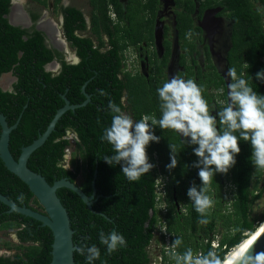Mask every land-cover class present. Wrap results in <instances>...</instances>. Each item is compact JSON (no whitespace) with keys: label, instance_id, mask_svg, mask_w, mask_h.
Segmentation results:
<instances>
[{"label":"trees","instance_id":"16d2710c","mask_svg":"<svg viewBox=\"0 0 264 264\" xmlns=\"http://www.w3.org/2000/svg\"><path fill=\"white\" fill-rule=\"evenodd\" d=\"M35 1L48 4V0ZM60 2L56 0V5ZM11 4L12 0H0V80L5 74L12 73L17 81L12 90H4L0 85V111L11 126L19 121L10 140L14 157L18 159L22 149L47 130L58 110L66 104L64 95L72 105L82 104L86 100L83 93L86 85V92L91 96L87 105L69 110L61 117L48 140L28 162V166L42 174L51 185L68 178L78 183L89 196L96 188L94 211L75 191L58 190L71 219L76 246L85 240L88 244H97L101 248V258L96 264H152L157 232L165 223L172 235V244L177 237L183 239L179 248L171 249L168 254L163 251L165 264H175L174 255L182 254L188 247L194 253L206 254L215 250L225 257L257 231L264 221V212L260 219L253 218L251 212L261 196L259 184L264 169L256 170L252 164L249 142H239L241 152L235 166L227 174L217 173L212 180L210 195L215 204L209 211L210 223L207 225L198 223L200 215L187 196L193 183H201L198 169L192 167L197 157L192 147L185 146L173 130H162L157 126L155 134L161 139L147 148L150 162L155 167L139 181L129 182L120 166H109L103 160L104 156L114 154L112 146L100 139L103 129L112 120L110 110L105 111L109 100L120 105L134 120L144 115L160 117L156 90L168 81L166 70L173 52L169 26L164 27L165 53L161 58L155 48L161 0H127L126 5L121 0H90L93 9L91 35L85 34L88 23L84 12L75 7L65 9L64 31L71 46L77 49L81 59L78 64L67 63L57 49L49 47L43 32H30L12 25L7 18ZM175 5L182 51L179 56L182 71L178 75L203 86L210 111H219L226 106L231 81L217 71L208 50L206 66H201L198 61L197 40L203 35V27L197 26L194 19L198 9L200 17L208 10L218 9V16H227L233 21L228 68L235 67L238 73H244L254 90L264 94V83L255 80V73L264 68V0H175ZM189 32L192 33L190 38ZM129 48H142L148 58V75L126 71L124 53ZM56 59L61 62L62 69L59 73L48 71L46 66ZM221 88L223 93L219 91ZM100 89L108 95H100ZM218 127L223 129L219 123ZM1 132L0 125V135ZM70 132L78 138L74 143L69 138ZM169 144L176 145L178 159L172 170L167 168L171 162ZM74 145L77 148L74 155L79 154L80 158H72L67 167V149ZM58 162L60 167L56 166ZM161 184L167 192L166 214L157 201V189ZM0 192L20 206L44 210L29 186L10 172L1 158ZM175 192L185 205L183 213H178L173 203ZM9 210L0 201V230L17 229L21 244L16 246L19 252L14 256H0V264H51L52 230L36 219ZM219 225L224 231L216 249L213 241ZM112 229L124 235L127 246L108 255L99 244L98 234ZM75 263L86 264L85 258L76 251Z\"/></svg>","mask_w":264,"mask_h":264},{"label":"clouds","instance_id":"9594fccd","mask_svg":"<svg viewBox=\"0 0 264 264\" xmlns=\"http://www.w3.org/2000/svg\"><path fill=\"white\" fill-rule=\"evenodd\" d=\"M187 35L190 38L192 33ZM227 77L231 82L228 84L226 106L219 111H210L202 85L180 75L173 76L156 90L160 101L159 119L144 115L141 119L134 120L120 105L109 100L105 111L110 110L112 120L100 137L114 151L113 155L103 157L104 162L112 167L120 166L127 180L135 182L155 167L150 162L147 148L152 142L159 143L161 139L155 134L157 126L177 133L185 146L192 147V152L197 157L192 167L198 169L201 183H193L187 190V196L200 215L198 223L201 225L210 223L209 211L215 204L210 195L211 182L217 173L227 174L235 166L236 157L241 152L240 141L250 143L251 162L256 170L264 169V94L257 93L244 73H238L235 67L228 70ZM255 80L264 83V68L255 73ZM251 81L253 82L252 76ZM98 91L102 96L108 95L103 89ZM219 91L223 93L224 90L221 88ZM218 123L223 126L222 130ZM169 148L171 162L167 168L172 170L178 164L176 145L169 144ZM56 166L60 167L61 164L58 162ZM98 235L99 244L106 249L108 255L127 246L124 235L116 229L100 231ZM216 239L220 244L217 236ZM182 244L183 239L177 237L172 247L179 248ZM238 246L225 257L218 255L215 250H209L206 254L194 253L188 247L182 254L174 255L175 264H235L227 256ZM75 251L85 258L86 264H96L101 258V248L95 243L88 244L87 240L77 246ZM248 260L252 264H264V251L249 254Z\"/></svg>","mask_w":264,"mask_h":264},{"label":"water","instance_id":"95a60500","mask_svg":"<svg viewBox=\"0 0 264 264\" xmlns=\"http://www.w3.org/2000/svg\"><path fill=\"white\" fill-rule=\"evenodd\" d=\"M15 1L16 0H12L10 13L7 15V18L9 19L12 25L21 27L23 29H28L31 24V18L29 17L26 11L25 13L29 20V25L16 23L12 19ZM23 2L25 4L26 0H23ZM62 21L64 22L63 17ZM38 31H41L46 35L47 44L49 47H52L59 51H65L61 48H58L53 43V41H51V36L47 31L40 27H38ZM65 52L68 55L67 61L71 64H78L81 61L76 51H74V53L70 51ZM52 65H56V67L52 68ZM46 69L54 73H59L62 69V65L56 59L53 62L49 63L46 66ZM8 75L14 78L13 81L17 80V78L14 77L12 73L5 74L1 79L8 77ZM0 85L4 90L13 89V84L5 87L0 82ZM83 93L86 96V100L84 103L79 105H72L70 100H68L65 95L63 96L66 102L65 106L58 110L57 114L55 115L47 130L43 134H41L40 137L35 140L31 145L22 149V153L18 159H16L12 154V151L10 149V140L11 133L18 127L19 121L15 125L11 126L7 120V117L0 111V125L2 127V132L0 135V158L2 159L5 166L10 172L19 177L24 183L29 186L30 191L34 194L35 198L39 201L40 205L44 208V210H38L34 207L27 205L20 206L16 202L11 201L1 192L0 201L10 208V213L17 212L26 217L36 219L40 221L43 226L49 227L52 230L54 236V243L52 251L53 259L51 264H76L75 249L77 246L74 242L75 232L72 228L71 219L68 214V211L63 205L58 195V190L61 188H69L75 191L87 203L91 210H93V204L97 195V190L94 184V193L92 196H89L82 190L78 183L72 182L68 178L57 180L54 184L51 185L42 174L33 171L28 166V162L32 154L45 144L52 132L55 130L57 123L67 111L75 110L78 107L85 106L91 101V96L86 92V85L83 87ZM262 251H264V237L259 239L257 243L248 250L241 264H252V262L248 260V255H255L256 253ZM0 254H2L1 251ZM7 254L10 253L7 252Z\"/></svg>","mask_w":264,"mask_h":264},{"label":"rangeland","instance_id":"374dc122","mask_svg":"<svg viewBox=\"0 0 264 264\" xmlns=\"http://www.w3.org/2000/svg\"><path fill=\"white\" fill-rule=\"evenodd\" d=\"M124 5L127 4V0H121ZM54 0H49V3H53ZM71 6H78L84 10L86 17L91 20L92 14V6L90 4V0H66ZM23 9L25 10L27 7L33 8L37 10L36 5L34 3L29 2L28 4H22ZM259 5V4H258ZM26 7V8H25ZM48 9V8H47ZM50 12L52 17L56 20V22L51 18L48 14V20H51L54 24L58 26V21L60 19L58 10H54L50 8ZM176 12L177 8L175 6L174 0H161V7L159 12V17L157 20V28H156V50L158 56L161 58L165 53V49L163 46L164 41V27L169 26V38L172 42L173 47V55L170 60V64L166 70L168 80L171 79L173 76L178 75L182 68L179 66V56L182 53L180 46L178 44V31L176 28ZM196 24L204 25L202 21L198 18V15L195 16ZM217 23L215 29L210 28L209 24H205L204 27V35L202 39L197 40V50H198V61L201 66L205 67L207 63V47L211 51V59L213 60L214 64L218 67V70L222 75H224L227 79V72H228V63H227V52L231 45V32H232V20L226 16L217 19ZM87 35H91L90 31H87ZM64 39V37H63ZM65 40V39H64ZM144 46V44H143ZM70 52L73 53V49L70 47ZM125 55H127V67L133 69L134 71L138 70L144 74L148 73V58L146 55L142 54L140 49L131 48L125 51ZM176 62V63H174ZM13 77L9 76L5 77L0 80L3 86H10L14 83ZM71 138V136H69ZM77 148L72 146L67 153L66 157V166L70 167V162L72 158L79 159L80 156L74 155V151ZM79 153V152H77ZM81 178V176H80ZM81 181V179H80ZM162 181V180H161ZM160 181V182H161ZM259 190L261 191V196L259 199L255 201L252 206L251 216L253 218L258 217L259 219L262 217L264 212V175L259 184ZM226 192V188H225ZM231 196H229L230 199ZM42 210V209H41ZM168 211V210H167ZM223 227L219 225V229L217 232V238L221 239L223 235ZM159 239V235L157 240ZM155 241L153 245V249L156 250L157 246L159 245L158 241ZM218 241V239H216ZM19 241L15 238L13 232L6 234L0 231V248L1 249H8L9 253L11 254L12 251L16 252V246H18ZM9 246V247H8ZM11 246V248H10ZM12 250V251H11Z\"/></svg>","mask_w":264,"mask_h":264},{"label":"flooded vegetation","instance_id":"af4514ba","mask_svg":"<svg viewBox=\"0 0 264 264\" xmlns=\"http://www.w3.org/2000/svg\"><path fill=\"white\" fill-rule=\"evenodd\" d=\"M20 0H16V3H15V5L19 2ZM20 2H22V4L24 3L23 1H20ZM29 2H31V3H34V4H37L36 5V7H37V10H36V8L35 9H31V8H29V7H25L26 9L24 10L23 9V5L21 4V10L25 13V11L27 12V14L29 15V17L31 18V24H30V26H29V28L27 29V30H29L30 32H33V31H35V30H38V27H40V28H42V29H44L45 31H47L48 33H49V35L51 36V41H53V43L56 45V46H58V47H60V48H62L63 47V45H62V42L64 41V39H66V41H68V49L70 50V47H71V49H73L74 51H76L77 52V49L76 48H73L72 46H71V42L68 40V38H67V36H66V34H65V31H64V25H65V9H67V8H70V7H75V8H78V9H80L82 12H84V10L83 9H81L80 7H78V6H71L68 2H66V0H61V2L59 3V5H56V0H54V2L53 3H49V0H48V4H47V6L46 5H42L41 3H39V2H37V1H35V0H26V2H25V4H28ZM174 3H175V0H174ZM176 6V5H175ZM161 7V6H160ZM48 8V9H47ZM50 8H52V9H54V10H58V12H59V16H60V19H59V21L57 22L58 23V25H60V26H58L57 27V25L56 24H54L51 20H48V14L51 16V18L56 22V20L52 17V14H51V12H50ZM177 8V7H176ZM199 10V9H198ZM197 10V12L195 13V15H194V19H195V16L196 15H198V18L200 19V21H202V23L204 24V25H202V24H196L197 26H202L203 28V35H204V27H205V24L207 23V24H209L210 25V28H211V30L212 29H215V26H216V23L218 22L217 21V19L218 18H221V17H223V16H218L217 15V13H218V9L217 10H212V11H210V10H208V12H205V14L203 15V17H200V11H198ZM17 11H18V9L16 10L15 9V7H14V11H13V16H16L17 14ZM177 11H178V9H177ZM85 14V13H84ZM62 17L64 18V22L62 21ZM85 17H86V14H85ZM113 17H115V15L113 14ZM227 17V16H226ZM91 19H92V14H91ZM86 20H87V23H88V31H90L91 30V20L89 21V19L86 17ZM195 22H196V19H195ZM233 22V21H232ZM22 24H25V25H29V20H28V18H27V16H26V20L22 23ZM233 25V24H232ZM86 35H87V32L85 33ZM203 35H202V37H203ZM46 36V35H45ZM58 36V37H57ZM63 37H64V39H63ZM202 39V38H201ZM62 41L61 43L59 42V41ZM46 43H47V38H46ZM178 44H179V41H178ZM48 45V44H47ZM62 46V47H61ZM144 46H145V44H144ZM180 46V45H179ZM230 47H231V45H230ZM155 48H156V46H155ZM129 49H131V48H129ZM136 49V48H135ZM165 49V48H164ZM181 49V48H180ZM230 49V48H229ZM229 49H228V51H229ZM69 50H67V51H69ZM128 50V49H127ZM141 50V52H142V48L140 49ZM207 50L209 51V55H210V59H211V51H210V49L207 47ZM59 51V50H58ZM74 51H73V53H74ZM60 53H61V55H60V57H62L67 63H69V64H71L70 62H68L67 61V58H68V55H67V53L65 52V51H59ZM228 53V52H227ZM78 54V53H77ZM125 54V53H124ZM143 54V53H142ZM172 55H173V52H172ZM208 59V58H207ZM59 61V60H58ZM208 61V60H207ZM211 61H212V63L214 64V62H213V60L211 59ZM60 62V61H59ZM127 62V55H125V63ZM61 63V62H60ZM174 63H176V62H174ZM179 63V62H178ZM227 63H228V59H227ZM207 64V63H206ZM62 65V64H61ZM214 66L216 67V69H217V71L220 73V71L218 70V67L214 64ZM227 69L229 70V68L227 67ZM126 71H128V72H131V73H133V74H135V73H137V72H140V71H138V70H136V71H134L133 69H131V68H128L127 67V63H126ZM140 73H142V72H140ZM142 74H144V73H142ZM221 74V73H220ZM144 75H148V73L147 74H144ZM222 75V74H221ZM224 76V75H223ZM15 77V76H14ZM17 81V80H16ZM16 81H14V83L16 82ZM13 83V84H14ZM72 134H74V133H72V132H70L69 133V136H71ZM175 197L177 198V196H176V192L174 193V197H173V203L175 204ZM177 201H178V204L183 208V210H184V212H185V210H186V208H185V205L184 204H182L179 200H178V198H177ZM1 232H3V233H6V234H9V233H11V232H13L14 233V235H15V238L19 241L18 243V245H20L21 244V241H20V239H19V237H18V235H17V229H14V230H0ZM0 251L2 252V254H0V256H14L15 254H17L18 252H19V250L16 248V252L15 251H12V253L11 254H7V252H9V250L8 249H1L0 248Z\"/></svg>","mask_w":264,"mask_h":264},{"label":"built area","instance_id":"2783aa9c","mask_svg":"<svg viewBox=\"0 0 264 264\" xmlns=\"http://www.w3.org/2000/svg\"><path fill=\"white\" fill-rule=\"evenodd\" d=\"M71 141L74 143L78 138L76 135H71ZM70 150L67 149V153ZM161 181V180H160ZM158 193V205L161 209H163L164 213L166 214L168 211V203H167V192L163 184L159 185L157 189ZM175 205L177 207L178 213H183V208L178 204L177 198L175 197ZM159 235V245L157 246L156 250L152 248V254H153V262L152 264H165L164 257H163V251L166 250L167 254L170 252L171 249H174L172 247V235L168 233L166 224L159 227V230L157 232V237ZM213 246L215 248H218L220 246L218 241L213 242Z\"/></svg>","mask_w":264,"mask_h":264},{"label":"bare ground","instance_id":"6f19581e","mask_svg":"<svg viewBox=\"0 0 264 264\" xmlns=\"http://www.w3.org/2000/svg\"><path fill=\"white\" fill-rule=\"evenodd\" d=\"M20 1H23V0H20ZM20 1L16 5H14L15 9L16 10L18 9V11L16 13L17 14L16 16L12 15V19L14 20V22L22 24L26 20L27 15H26V13H24L21 10L22 2H20ZM15 3H16V1H15ZM59 42L61 43L62 41H59ZM62 45H63V47L61 46L62 47L61 49L65 50V51L69 50L68 49V43L66 40H64L62 42ZM58 48H60V47H58ZM51 67L55 68L56 65H52ZM262 237H264V221L262 224H260L257 232L253 236H250L247 240H245L241 245H239L236 249H234L227 256L228 260L229 261H235V264H241L243 261V258L245 257L246 253L248 252V250L250 248H252L257 243V241L259 239H261Z\"/></svg>","mask_w":264,"mask_h":264}]
</instances>
